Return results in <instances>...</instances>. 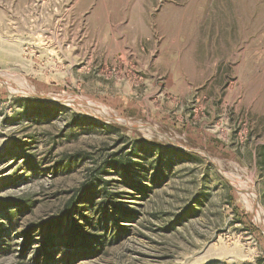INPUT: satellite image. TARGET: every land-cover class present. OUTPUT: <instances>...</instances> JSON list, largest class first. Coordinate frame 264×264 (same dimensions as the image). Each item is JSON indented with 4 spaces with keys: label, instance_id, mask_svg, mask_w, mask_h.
I'll return each mask as SVG.
<instances>
[{
    "label": "rangeland",
    "instance_id": "obj_1",
    "mask_svg": "<svg viewBox=\"0 0 264 264\" xmlns=\"http://www.w3.org/2000/svg\"><path fill=\"white\" fill-rule=\"evenodd\" d=\"M76 201L89 253L49 230ZM46 239L264 264V0H0V264Z\"/></svg>",
    "mask_w": 264,
    "mask_h": 264
},
{
    "label": "trees",
    "instance_id": "obj_2",
    "mask_svg": "<svg viewBox=\"0 0 264 264\" xmlns=\"http://www.w3.org/2000/svg\"><path fill=\"white\" fill-rule=\"evenodd\" d=\"M80 204V201H76L69 205L66 209V212L64 213L65 216L55 222V224H53V226L50 227L49 230L55 229V235L57 236L58 234L62 233L65 228L69 229L70 238L65 244L68 247L72 246V250H81L82 252L89 253L90 246L87 240V236L84 235V225H81L80 223L84 222L85 225L89 226H92L93 223L87 217L84 216L85 210L84 207H80ZM30 234L31 233H26L25 235V239L28 244H30ZM46 240L43 242L42 249L37 252V263L40 262V259H43L45 264H51L53 262V258L51 255L53 250L51 249L54 248V246H52L50 240Z\"/></svg>",
    "mask_w": 264,
    "mask_h": 264
}]
</instances>
